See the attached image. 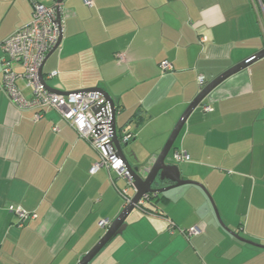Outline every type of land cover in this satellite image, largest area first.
Wrapping results in <instances>:
<instances>
[{"label": "crops", "instance_id": "0c3cea01", "mask_svg": "<svg viewBox=\"0 0 264 264\" xmlns=\"http://www.w3.org/2000/svg\"><path fill=\"white\" fill-rule=\"evenodd\" d=\"M51 5L53 0H39ZM58 47L42 73L49 87H99L116 105V127L132 167L150 166L175 123L223 71L264 48V18L250 0H63ZM28 0H0V42L31 18ZM204 38V40H202ZM0 49V264H76L125 207L127 180L101 167L98 152L55 109L33 119L2 88ZM168 61L172 69L163 71ZM16 71L22 68L14 63ZM56 71L51 78L47 74ZM22 94L30 95L23 80ZM188 116L173 144L193 184L135 207L124 230L88 264H264V58L231 75ZM56 126L57 130H53ZM173 152V151H172ZM128 193L133 195L130 187ZM11 205L35 212L22 227ZM167 218L175 223L168 230ZM197 226L190 238L178 229Z\"/></svg>", "mask_w": 264, "mask_h": 264}, {"label": "built area", "instance_id": "2783aa9c", "mask_svg": "<svg viewBox=\"0 0 264 264\" xmlns=\"http://www.w3.org/2000/svg\"><path fill=\"white\" fill-rule=\"evenodd\" d=\"M32 6L30 20L21 27L14 30L0 42L2 51V88L10 101L19 108L35 109L33 119L42 117L46 109L52 108L59 112L60 116L72 126L78 135L86 139L98 152L99 159L89 169L94 174L101 167L115 171L119 176L127 180V186L118 189L119 195L127 205L132 195L128 189L133 187V180L130 172L126 169L122 157L112 144V120L111 110L107 100L99 91L81 90L59 94L52 92L41 82L39 69L46 55L56 46L62 33L63 16L65 11L61 3L53 0L51 5H45L39 0H28ZM251 5L259 19L264 18V0H250ZM83 4L91 7L94 0H83ZM263 16H261L260 12ZM60 15L59 21L57 16ZM204 40V38L202 39ZM14 63H17L22 70L16 71ZM163 71L172 69L168 61L160 63ZM56 71L47 74L51 78ZM21 79L25 86L29 88L30 95L24 96L16 84ZM200 89L204 86L205 80L202 75L197 77ZM202 110L212 111L209 104H203ZM53 130H57L54 126ZM133 137V133L124 130L119 136V141L127 143ZM175 164L190 160L189 154L181 148H177L172 153ZM149 166H142L140 172L145 175ZM149 194L140 198L137 207H142L148 201ZM9 210L19 218L18 226L22 227L28 220L36 218L35 212H29L20 206L11 205ZM168 230H175V223L167 218ZM111 221L101 219L99 226L108 228ZM186 237L197 235L201 231L197 226L187 229H178Z\"/></svg>", "mask_w": 264, "mask_h": 264}, {"label": "water", "instance_id": "95a60500", "mask_svg": "<svg viewBox=\"0 0 264 264\" xmlns=\"http://www.w3.org/2000/svg\"><path fill=\"white\" fill-rule=\"evenodd\" d=\"M59 3H62L63 0H57ZM60 15L57 16V21H59ZM61 39V35L58 39V42L56 46L46 55L42 65L39 69V78L41 82L51 90L52 92L59 93V94H66V92L57 91L55 89H52L49 87L43 77L42 73V67L47 59V57L58 47L59 42ZM264 58V48L257 51L256 53L250 55L249 57L245 58L244 60L240 61L239 63L233 65L229 69L223 71L221 74H219L217 77L212 79L210 82H208L206 85H204L200 91L197 93V95L193 98V100L187 105L177 122L175 123L170 135L168 136L164 146L160 150V152L157 154L156 158L154 159L153 163L149 166V169L145 175L141 174L140 170L142 166L138 167H132L127 159V154L123 150L122 145L119 141V134L116 127V114L117 109L116 105L113 101V98L105 92L103 89L99 87H92L89 89L84 90H90V91H99L101 94H103L107 100L108 106L111 110V120H112V132H113V139L112 144L117 150L118 154L122 157L124 161V165L126 169L130 172L131 178L133 180V189L134 193L131 197L130 202L125 205V207L121 210V212L111 221L109 227L105 231V233L100 237V239L95 243V245L87 252L85 253L76 264H88L93 257L116 235L120 234L126 224L125 219L129 215V213L137 207V203L140 200V198L146 194H152L157 195L166 192L167 190H170L175 187L183 186V185H197L201 187L205 193L207 194L208 198L211 201V204L213 206V209L215 211L217 219L220 221L217 209L211 199L210 194L205 190L202 184L184 179L180 175V170L177 164L166 162V157L173 147L174 141L176 140L179 132L181 131L183 125L185 124L188 116L190 113L201 104V102L210 94V92L216 88L220 83H222L224 80H226L231 75L249 67L252 63L256 62L257 60H260ZM167 181L169 184L163 185V182ZM159 182H161L159 184ZM233 235L250 245L262 247L264 248V245L253 242L251 240L245 239L243 237L238 236L237 234L233 233Z\"/></svg>", "mask_w": 264, "mask_h": 264}, {"label": "trees", "instance_id": "16d2710c", "mask_svg": "<svg viewBox=\"0 0 264 264\" xmlns=\"http://www.w3.org/2000/svg\"><path fill=\"white\" fill-rule=\"evenodd\" d=\"M203 104H204V103L201 102L200 105L202 106ZM175 149H176V148H174V150H175ZM174 150H173V151H174ZM160 183H161V182H159V184H160ZM167 184H169V182H167V181H164V182H163V185H167ZM158 195H159V194H157V195L149 194L148 201H147V202L141 207V209L146 210V211L149 210V209L147 208V205H146V204H147L148 202L152 201L153 199L157 198ZM182 235H183V234H182ZM184 236H185V235H184ZM192 236H194V235H192ZM185 237H186V236H185ZM190 237H191V236H190ZM190 237H187V238H190Z\"/></svg>", "mask_w": 264, "mask_h": 264}, {"label": "rangeland", "instance_id": "374dc122", "mask_svg": "<svg viewBox=\"0 0 264 264\" xmlns=\"http://www.w3.org/2000/svg\"><path fill=\"white\" fill-rule=\"evenodd\" d=\"M259 12H260V10H259ZM199 107V106H198ZM173 151V148H171V150L169 151V153H168V155H167V157H166V162L168 163V162H171V163H174V161H173V158H172V152ZM140 166H144V164H142V165H140ZM188 180H190V179H188ZM193 181V180H192ZM183 187V186H182ZM172 190H174V189H172ZM172 190H169V191H172Z\"/></svg>", "mask_w": 264, "mask_h": 264}]
</instances>
